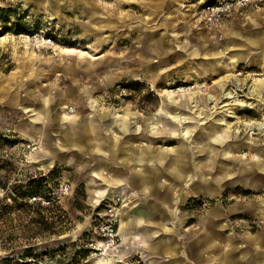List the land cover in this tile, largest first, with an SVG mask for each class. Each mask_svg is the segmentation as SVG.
<instances>
[{
    "label": "rangeland",
    "instance_id": "obj_1",
    "mask_svg": "<svg viewBox=\"0 0 264 264\" xmlns=\"http://www.w3.org/2000/svg\"><path fill=\"white\" fill-rule=\"evenodd\" d=\"M179 1L0 0L30 12L31 33L53 40L0 30V264L103 259L91 256L93 219L115 199L96 194L117 170L128 176L118 161L122 139L162 146L155 150L171 152L190 176L186 145L183 152L169 147L204 132L211 146L204 152L202 142L191 146L192 171L204 165L214 187L223 169H241L228 171L218 197L189 195L185 206L202 213L220 202L244 240L264 232V152L257 146L264 148V10L216 30L196 24L192 0ZM38 95L48 96V114L36 118L47 101L37 97L34 104ZM120 119L127 132L118 130ZM143 153L142 161L149 156ZM158 169L144 168L151 190L157 179L173 184L166 167ZM189 176L179 185L180 199L185 187L202 186V178ZM31 180L43 183L42 193H20ZM129 187L118 203L133 202L137 193Z\"/></svg>",
    "mask_w": 264,
    "mask_h": 264
},
{
    "label": "crops",
    "instance_id": "obj_2",
    "mask_svg": "<svg viewBox=\"0 0 264 264\" xmlns=\"http://www.w3.org/2000/svg\"><path fill=\"white\" fill-rule=\"evenodd\" d=\"M179 3L184 4V1L180 0ZM192 4L194 5V0H192ZM194 8L195 6H192V10H194ZM259 10H264V6L259 9L247 8L242 13H238L219 26L204 28L222 30L235 19H239L243 15H247L248 17L252 16L249 14ZM248 20L249 23L256 21L253 17L248 18ZM2 41L4 40L2 39L0 42ZM258 42L260 43V40ZM37 97L43 100L47 99L46 103H44L45 110L43 112L45 114L40 116L37 114L36 118H39L46 116V113L48 114V111H46L48 96H36L34 104L38 100ZM175 101L177 102V100ZM145 119L150 120L147 117H145ZM115 123L118 130L123 132L129 130V125L126 120L120 119ZM112 125L114 124L112 123ZM41 128H43V132H40V134L45 132L44 127H39L38 130ZM38 130L36 134L40 135ZM186 131L188 134L187 129ZM202 136H204V138L201 140ZM113 139L116 142L121 140L119 136ZM160 139L162 141L164 140L163 137H160ZM134 140L135 139H131V141L128 140L123 142L122 139V143H120L122 155L118 161L128 166V179L117 170L116 173L113 174V177H105L106 185L98 189L96 194L97 197L108 195L115 199L112 201L120 205L119 236L121 244L117 253L121 258L130 261H146L151 264H264V232L258 231L252 233L249 238L244 240L241 232H238L236 229V222H234L235 226L233 229L230 228V226L233 225V220L226 216L225 207L220 202L215 203L214 206H209L202 213H195L194 210H190L189 207L185 206L187 198L189 199V195L202 194L210 197L219 196L221 190L226 185L225 177L229 175L228 171L232 173L235 169H241V167L236 164L231 170L223 169V172L219 173L216 177L218 185L212 187L207 184L209 183L208 173L206 174L204 165L198 166L196 168L197 171H194V173L189 162V151L192 149L191 146H196L198 142H202V146L200 147L203 149L199 147V152H204L208 147L210 148V139L206 138L204 132L197 140L193 139L190 143L183 141L177 147H169L175 149L176 152H185L186 157L184 159L191 173L190 176L186 173V167L175 164L177 160L171 158V152H168L167 155H170V158H168L169 156L155 150H163L162 146L142 148L137 145V143H134ZM217 141L223 142L221 137ZM184 144L186 148L180 151V149L184 147ZM74 145L81 146L82 148L81 144L75 143ZM257 146H259L260 151L264 152L262 145L258 144ZM131 147L134 151L126 157ZM136 148H141L142 153ZM173 149L171 150L175 153ZM143 150L147 152L149 156L144 157L142 161L141 155L144 154ZM134 158L136 161L134 164H131ZM145 161L152 163L148 166L144 163ZM160 166L166 167V170L170 174V178L173 180V184L167 185V188L164 185H160L161 179H157L155 181L156 185L153 187V190H151L149 172L145 171L144 168L149 171H153L154 169L155 173H158V167ZM139 170H144V175H142V177L139 175ZM259 170H264L261 163ZM195 174L202 178V186L197 189L185 187V193L187 195L180 199L178 195L180 183L186 180L188 184L189 179H185L184 177L189 176L191 178ZM171 175L183 179L176 180ZM218 178L222 180L218 181ZM127 187L132 191H136V197L132 203H118L116 200L124 196L126 193L125 188ZM112 192H115V194L111 195L110 193ZM93 232L94 234L90 237V242L93 240L95 244L99 236L94 230ZM111 260L112 258L103 257V259L95 262L96 264H109Z\"/></svg>",
    "mask_w": 264,
    "mask_h": 264
},
{
    "label": "built area",
    "instance_id": "obj_3",
    "mask_svg": "<svg viewBox=\"0 0 264 264\" xmlns=\"http://www.w3.org/2000/svg\"><path fill=\"white\" fill-rule=\"evenodd\" d=\"M194 20L197 25L202 27H216L224 22L230 20L231 17L242 13L247 8H262L264 0H194ZM0 6V30L6 26L11 27L15 19V15H9L6 18ZM18 16L22 17L24 21L30 23L31 14L26 10L20 8ZM29 39L37 41L52 42L50 36L40 32H26L21 33ZM119 222H120V205L114 201H110L101 211H97L94 216L93 230L99 236V239L90 242L92 246V254L101 255L106 258H112L109 264H151L146 261H130L121 258L117 250L120 247L121 241L119 236ZM31 264H63L59 258L51 257L46 259L28 258ZM83 262L71 263L82 264Z\"/></svg>",
    "mask_w": 264,
    "mask_h": 264
},
{
    "label": "trees",
    "instance_id": "obj_4",
    "mask_svg": "<svg viewBox=\"0 0 264 264\" xmlns=\"http://www.w3.org/2000/svg\"><path fill=\"white\" fill-rule=\"evenodd\" d=\"M2 11H3V14L6 18L9 17V15H15V19L13 21V24L11 27L9 26H6V31L9 30V29H14V30H19V32H32L35 30V28H32V25L33 24H29L27 23L26 21H24L22 19V17L18 16V10L16 7H13V6H8V7H1ZM4 28V29H5ZM29 189L25 192V191H21L20 193H27L29 195H37L39 193H42V188H43V183H36V182H33V180L29 181ZM21 190V188L19 189ZM18 190V191H19ZM48 197V200L49 202H52L53 199H51L49 196ZM56 200V198H54Z\"/></svg>",
    "mask_w": 264,
    "mask_h": 264
},
{
    "label": "bare ground",
    "instance_id": "obj_5",
    "mask_svg": "<svg viewBox=\"0 0 264 264\" xmlns=\"http://www.w3.org/2000/svg\"><path fill=\"white\" fill-rule=\"evenodd\" d=\"M209 97L212 98V99H214V98L212 97V95H210ZM159 111H160V110H159ZM161 111H162V110H161ZM177 117H178V116H177ZM182 118H183V117H182ZM175 122H176V121H175ZM154 127H155V126H154ZM151 128H152V127H151ZM259 128H260V129H264V120H263L261 123H259ZM95 256H96L97 258H99V257H100V258H103V256H101V255H96V254H95ZM97 261H98V260H97Z\"/></svg>",
    "mask_w": 264,
    "mask_h": 264
}]
</instances>
